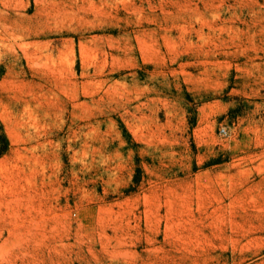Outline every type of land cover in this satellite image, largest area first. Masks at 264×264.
Returning <instances> with one entry per match:
<instances>
[{
  "label": "rangeland",
  "instance_id": "374dc122",
  "mask_svg": "<svg viewBox=\"0 0 264 264\" xmlns=\"http://www.w3.org/2000/svg\"><path fill=\"white\" fill-rule=\"evenodd\" d=\"M0 264H264V0H0Z\"/></svg>",
  "mask_w": 264,
  "mask_h": 264
},
{
  "label": "built area",
  "instance_id": "2783aa9c",
  "mask_svg": "<svg viewBox=\"0 0 264 264\" xmlns=\"http://www.w3.org/2000/svg\"><path fill=\"white\" fill-rule=\"evenodd\" d=\"M219 132L222 134V133L225 132V129H224V128H221V129L219 130Z\"/></svg>",
  "mask_w": 264,
  "mask_h": 264
}]
</instances>
